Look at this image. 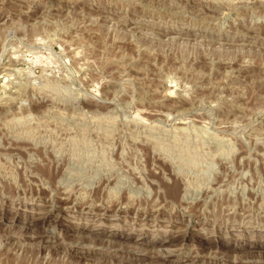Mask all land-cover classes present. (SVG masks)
Wrapping results in <instances>:
<instances>
[{
	"label": "rangeland",
	"instance_id": "rangeland-1",
	"mask_svg": "<svg viewBox=\"0 0 264 264\" xmlns=\"http://www.w3.org/2000/svg\"><path fill=\"white\" fill-rule=\"evenodd\" d=\"M0 264H264V0H0Z\"/></svg>",
	"mask_w": 264,
	"mask_h": 264
},
{
	"label": "bare ground",
	"instance_id": "bare-ground-1",
	"mask_svg": "<svg viewBox=\"0 0 264 264\" xmlns=\"http://www.w3.org/2000/svg\"><path fill=\"white\" fill-rule=\"evenodd\" d=\"M176 187V186H175ZM174 186L170 187L169 189L172 191L171 194H175L176 188ZM173 196V195H172ZM175 202V201H174ZM119 207V206H118Z\"/></svg>",
	"mask_w": 264,
	"mask_h": 264
}]
</instances>
